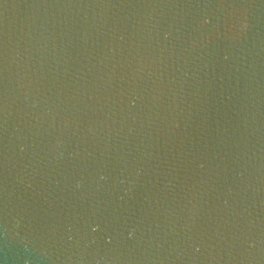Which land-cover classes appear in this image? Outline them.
<instances>
[{"label": "water", "instance_id": "95a60500", "mask_svg": "<svg viewBox=\"0 0 264 264\" xmlns=\"http://www.w3.org/2000/svg\"><path fill=\"white\" fill-rule=\"evenodd\" d=\"M0 264H264V0H0Z\"/></svg>", "mask_w": 264, "mask_h": 264}]
</instances>
